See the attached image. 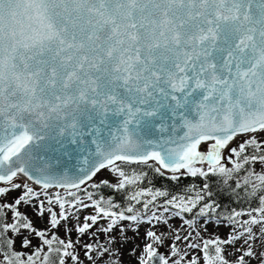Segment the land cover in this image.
Returning a JSON list of instances; mask_svg holds the SVG:
<instances>
[{"label":"snow or ice","instance_id":"obj_1","mask_svg":"<svg viewBox=\"0 0 264 264\" xmlns=\"http://www.w3.org/2000/svg\"><path fill=\"white\" fill-rule=\"evenodd\" d=\"M0 264H264V0H0Z\"/></svg>","mask_w":264,"mask_h":264},{"label":"trees","instance_id":"obj_2","mask_svg":"<svg viewBox=\"0 0 264 264\" xmlns=\"http://www.w3.org/2000/svg\"><path fill=\"white\" fill-rule=\"evenodd\" d=\"M189 182L190 181L187 178H185L184 180L181 181V185L187 184ZM161 185L167 187L168 186V182L167 181H163V180L157 181V186H161ZM177 187H180V186L178 185ZM105 194H107V192ZM117 198L119 199V197H117Z\"/></svg>","mask_w":264,"mask_h":264},{"label":"rangeland","instance_id":"obj_3","mask_svg":"<svg viewBox=\"0 0 264 264\" xmlns=\"http://www.w3.org/2000/svg\"><path fill=\"white\" fill-rule=\"evenodd\" d=\"M124 259L125 261H128L130 258L127 255H125Z\"/></svg>","mask_w":264,"mask_h":264}]
</instances>
